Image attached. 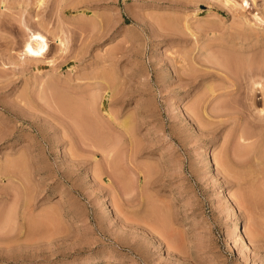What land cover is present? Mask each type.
<instances>
[{
    "label": "rangeland",
    "instance_id": "obj_1",
    "mask_svg": "<svg viewBox=\"0 0 264 264\" xmlns=\"http://www.w3.org/2000/svg\"><path fill=\"white\" fill-rule=\"evenodd\" d=\"M1 1L0 264H264V0Z\"/></svg>",
    "mask_w": 264,
    "mask_h": 264
},
{
    "label": "bare ground",
    "instance_id": "obj_2",
    "mask_svg": "<svg viewBox=\"0 0 264 264\" xmlns=\"http://www.w3.org/2000/svg\"><path fill=\"white\" fill-rule=\"evenodd\" d=\"M1 1V0H0ZM43 1L44 0H38V1H36V2H38V5H41V4H43ZM2 2V1H1ZM225 4H228V5H230V7L232 6L233 8H239V7H242L243 8V5H247L248 4V1L247 0H242L241 2H238L237 0H224L223 1ZM252 2L254 3V0H252ZM264 10V9H263ZM83 13V12H82ZM258 14V13H257ZM257 14H255L254 15V17H255V21H258L259 23L260 22H263L264 21V14H263V16H259V15H257ZM56 36V35H55ZM60 36V35H59ZM64 37V36H63ZM58 38V37H57ZM64 39V38H63ZM59 45L61 46L62 44H63V40H61V37H59ZM65 41H67V40H64V42ZM66 45H67V43H66ZM66 45H64V47L66 46ZM48 46H49V44H48V41H47V38H46V36L42 33V32H39L38 30L37 31H30V34H29V37L26 39V41L24 42V44H23V46H22V49H21V55H23L24 57H26V58H28V59H34V60H36L35 61V69L36 70H40L41 71V69L42 68H45V66H48V65H51L52 64V62H53V60H52V58L50 59V60H46V52H48L47 51V48H48ZM62 48H63V45L61 46ZM50 48V47H49ZM62 50V49H61ZM48 64V65H47ZM52 85H53V83H55V82H50ZM51 85V86H52ZM254 85H259L260 86V88L262 89V84L260 83V81L258 82V81H254L253 82V87H254ZM51 88V87H50ZM56 88V87H55ZM54 88V89H55ZM53 89V88H52ZM52 89H51V91H52ZM53 89V90H54ZM56 90V92H58V93H60L59 92V89L57 90V89H55ZM53 92V91H52ZM54 93V92H53ZM58 93H56L57 94V96H56V94H53V95H55L58 99H60V97L59 96H61L62 97V99L63 100H65V101H63V103H64V105H63V103H61V101H62V99L61 100H59L60 102H59V104L61 103L63 106H66L67 104H68V101H69V97L67 96V94H66V96H65V93H64V95H59ZM62 93V92H61ZM60 93V94H61ZM264 93V92H263ZM91 95V94H90ZM95 96V97H94ZM67 97H68V100H67ZM64 98H66V99H64ZM96 95L95 94H93V96L91 97V96H89V99H88V103L87 102H85V104L80 100H77L78 102H81V106H84L85 107V105H86V107H85V111H86V114L87 115H93L92 113H93V110L96 108H94L93 107V105H94V102L96 101ZM57 101V100H56ZM71 101H72V99H71ZM66 102V103H65ZM72 102H74V100L72 101ZM70 103V102H69ZM87 103V104H86ZM80 104V103H79ZM84 104V105H83ZM96 104V103H95ZM71 105V107L69 108V106ZM67 106H66V109L67 110H65L66 111V113L68 114L66 117L68 118V119H70V121L71 122H73L74 123V125H75V127L76 128H80L79 127V123L81 122H83L84 120H86L84 117H85V111L83 110V112L82 113H80V111L78 110V106H76L75 107V105H73L74 107H72V104H68ZM81 106H79V107H81ZM72 108V109H71ZM82 108V107H81ZM80 109V108H79ZM93 109V110H92ZM101 110H103V112H106L107 113V115H109V116H111L110 115V113H108V111L106 110V109H103V108H101ZM254 110H256L255 112H256V118H257V121H258V123L259 122H261L263 125H264V106L263 107H261V108H259V109H256V107H254ZM81 115H80V114ZM82 114L84 115V116H82ZM80 116L84 119V120H80V119H82V118H80ZM86 121H89V122H93V121H90V120H86ZM85 121V122H86ZM84 122V123H85ZM88 123V122H87ZM118 124H119V126H121V128H123L124 130H127L128 131V124H129V121H128V119L127 118H125V119H123L122 121H120V122H117ZM86 124V123H85ZM84 124V125H85ZM90 124V123H89ZM94 124H95V126L96 127H99L98 125L99 124H97V123H95V121H94ZM87 126H88V124H86ZM92 125L93 124H90L89 126L90 127H92ZM106 134V133H105ZM105 134H103V135H105ZM102 134H100L99 135V138H100V136H101ZM102 135V136H103ZM107 135V134H106ZM106 135L104 136V137H106ZM101 136V137H102ZM108 136V135H107ZM251 137H253V135H251V134H248V132H244L242 129H238V134H237V142H238V148H237V151H238V154L239 153H241L242 152V150H247V151H252V150H255V145L254 144H256L255 143V139H253V138H251ZM103 138V137H102ZM250 138L253 140L252 142H254V143H252V142H250L249 140H250ZM98 139V138H97ZM106 139H107V137H106ZM102 141L103 139H99L98 141ZM105 140V139H104ZM254 145V146H253ZM109 150V149H108ZM110 151V150H109ZM116 160H114V162H113V166H114V164H117L118 165V162H115ZM109 163H110V161H109ZM115 169H118V167L116 166V168ZM120 177H121V175H119ZM118 176V177H119ZM119 180L121 181L122 179H120L119 178ZM124 180V179H123ZM122 180V181H123ZM121 181V182H122ZM123 184H125V186L126 187H128V185H129V181H127V179H126V181L124 180V182H123ZM262 203V204H261ZM257 207H259V206H263L264 207V199H263V201L261 202ZM260 208H262V207H260ZM261 210H263V213H264V209L262 208ZM261 215H263V217H264V214H261ZM260 215V216H261ZM8 216H9V214H8ZM262 217V218H263ZM9 219L8 220H10V217H8ZM11 221H12V219H11ZM9 222V221H8ZM255 222H257L258 223V221H255ZM256 223V229H255V235L257 234V235H259L260 234V228H258V227H260L259 226V224H257ZM259 223H261V222H259ZM241 228V227H240ZM239 228V230L237 231V239H240L241 240V242L245 245V246H248V242H247V240L245 239V236H244V234L246 233V225H245V223H243V225H242V230Z\"/></svg>",
    "mask_w": 264,
    "mask_h": 264
}]
</instances>
